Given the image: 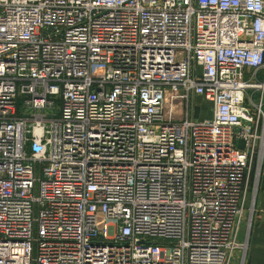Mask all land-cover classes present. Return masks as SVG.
I'll use <instances>...</instances> for the list:
<instances>
[{
    "label": "built area",
    "instance_id": "built-area-1",
    "mask_svg": "<svg viewBox=\"0 0 264 264\" xmlns=\"http://www.w3.org/2000/svg\"><path fill=\"white\" fill-rule=\"evenodd\" d=\"M263 170L264 0H0V264H244Z\"/></svg>",
    "mask_w": 264,
    "mask_h": 264
},
{
    "label": "crops",
    "instance_id": "crops-1",
    "mask_svg": "<svg viewBox=\"0 0 264 264\" xmlns=\"http://www.w3.org/2000/svg\"><path fill=\"white\" fill-rule=\"evenodd\" d=\"M261 177L248 237L245 235L246 227L243 228L241 235L239 228L237 242L244 244L246 247L244 264H264V170ZM241 254L240 249L234 251L230 264H240Z\"/></svg>",
    "mask_w": 264,
    "mask_h": 264
},
{
    "label": "rangeland",
    "instance_id": "rangeland-1",
    "mask_svg": "<svg viewBox=\"0 0 264 264\" xmlns=\"http://www.w3.org/2000/svg\"><path fill=\"white\" fill-rule=\"evenodd\" d=\"M210 115H211V104L204 101L202 98H197L195 101V113H194L195 118H198L199 120H203L205 118H209ZM28 151H29V149H28ZM37 176H38V174H37ZM261 178L259 179V183H260ZM260 184H258L256 191L252 193L253 198H252V194H251V197L249 198V206H248L247 211L244 212L245 213L244 219H243L242 224L240 225V235L242 234V230H243V228L245 229V227H246L245 235H247V231H248L249 227L251 226V222H252V219L254 216L255 203H256V199H257L256 196H257L258 190L260 188ZM250 220H251V222H250Z\"/></svg>",
    "mask_w": 264,
    "mask_h": 264
}]
</instances>
